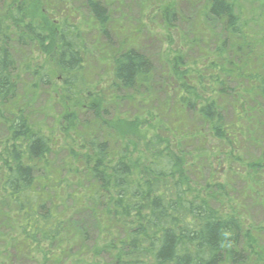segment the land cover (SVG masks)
Instances as JSON below:
<instances>
[{"label": "trees", "instance_id": "trees-1", "mask_svg": "<svg viewBox=\"0 0 264 264\" xmlns=\"http://www.w3.org/2000/svg\"><path fill=\"white\" fill-rule=\"evenodd\" d=\"M84 1L110 44V88L124 94V100L144 102L153 94V63L133 46L126 28L118 25L111 32V15L102 0ZM208 1L209 12L227 34L216 63L189 68L183 56H176L170 73L178 85L173 107L163 106L166 113L161 116L144 110L143 131L125 133L126 137L121 132L134 120L122 119L115 126L114 118L105 119V94L87 86L84 72L91 51L75 11L54 13V0H0V123L6 131L0 150V225L7 229L5 238L12 249L39 254L42 263L78 257L79 230L88 229L83 222L74 225L71 214L80 207L99 223L103 243L92 254L105 257L108 264H264L260 235L236 215L219 213L210 202V191L195 189L190 179L200 169L199 149L194 153L187 149L190 140L198 137L202 146L211 140L228 141L234 149L242 143L244 126L227 123L221 107L225 80L247 81L251 93L264 101V49H256L259 35L242 19L243 11L233 0ZM251 11L246 10V16ZM164 12L174 24V12L168 8ZM230 40L231 55L223 51ZM13 42L37 43L49 54L66 98L75 102V111H65L62 119L64 134L74 131L71 140L77 139L79 149L69 148L70 159L60 165L50 159L52 136L35 127L34 113L21 101ZM35 68L38 80L51 86V74ZM243 107L244 103L236 106L238 123L245 117ZM186 110L207 131L184 132ZM82 112L92 118L81 120ZM258 121L255 124L264 125ZM215 187L224 190L220 182ZM67 188L72 201L60 194ZM8 253L0 252L5 255L0 264L9 259Z\"/></svg>", "mask_w": 264, "mask_h": 264}, {"label": "rangeland", "instance_id": "rangeland-1", "mask_svg": "<svg viewBox=\"0 0 264 264\" xmlns=\"http://www.w3.org/2000/svg\"><path fill=\"white\" fill-rule=\"evenodd\" d=\"M54 1L57 6L54 13L63 14L72 9L76 13V22L83 29L85 40L91 51L89 65L84 72L85 81L87 86L95 92L102 90L105 94L107 98L105 107L108 108V113L104 118L107 120L114 118L115 126L122 119L134 120L132 125H125L121 132L123 136L137 129L143 131L141 123L144 110L152 109L161 116L166 113L163 106H168V109L173 107L176 99L175 89L178 85L170 73L176 56H183L187 67L200 68L203 63L217 60L222 43L227 38L224 26L209 12L208 0H102L109 8L111 15V32L113 33L112 30L118 25L126 28L133 46L145 54L154 66L153 94L144 102L136 100L132 103L122 98L124 94H117L110 88L112 80L110 44L99 33L85 1ZM233 1L243 11L242 19L250 22V29L261 39L259 42L257 38L259 42L256 44L257 51L264 49V0ZM166 8L174 12V24H170L164 16ZM246 10H253V12L246 16ZM228 43L229 45L223 51L230 54L231 40ZM11 51L17 67L16 75L19 79L21 101L24 104L28 103L30 112L34 113L35 127L52 136L54 152L50 155V159L53 163L60 165L70 159L69 148L79 149L77 139L71 140L75 138V135L71 134L74 131L70 130L69 135L64 134L65 122L62 119L65 111H75V102L66 98L63 83L52 70L49 54L44 52L37 43L22 45L13 42ZM37 65L51 74L53 82L51 86L38 80L36 71L39 68L35 70ZM240 80L226 79L225 92L221 94V107L226 122L241 123L244 126L242 130L244 135L239 149H234L233 144L228 141L214 142L210 139L208 144L202 146L198 143V137L190 140L187 149L193 153L194 150L199 149L196 152V162L200 167L198 173L190 174V179L196 183L195 189H201L203 193L206 189L210 191L212 197L210 202L219 213L228 216L236 215L241 221L247 222L246 226L260 235V244L264 246V125L259 123L264 121V111H262L264 101L256 93H251L247 81ZM113 97L115 101L112 100ZM79 98L82 101L84 99L83 95ZM240 103H244L245 107L240 112H244L245 117L238 123L236 106L238 107ZM80 114L81 120L92 118L90 113L85 114L86 118L83 112ZM182 114L186 122L184 132L190 135L193 132L207 131L208 128L192 111L186 110ZM163 121L165 124L168 122L165 119ZM251 121L254 124H250ZM256 121L259 124H255ZM5 140V127L0 123V150ZM227 153H232V158L226 156ZM191 155L194 156L192 153ZM217 182L224 185L222 193L215 187ZM70 188L60 193L64 199L71 200L68 196L71 194ZM69 204L72 203L69 202ZM73 213L75 215L71 214V216H74V225L83 222L86 226L88 225V229L79 228L81 237L79 236L77 246L82 248L81 255L75 258L62 257L60 264H108L105 257L102 259L101 256L92 254L95 248L103 243L99 223L96 224V220L84 208L78 207ZM6 230L0 225V252L3 251L4 254L9 252V259L4 264H51L42 263L39 254L17 252L12 249L9 240L5 238ZM4 257L5 255H0V259Z\"/></svg>", "mask_w": 264, "mask_h": 264}]
</instances>
